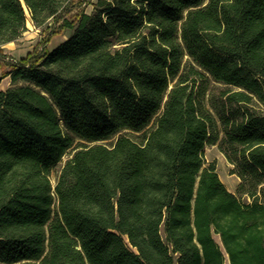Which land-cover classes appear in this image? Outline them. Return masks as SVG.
Listing matches in <instances>:
<instances>
[{
  "label": "trees",
  "instance_id": "16d2710c",
  "mask_svg": "<svg viewBox=\"0 0 264 264\" xmlns=\"http://www.w3.org/2000/svg\"><path fill=\"white\" fill-rule=\"evenodd\" d=\"M70 1L0 0V64L70 30L5 72L0 264H264V0Z\"/></svg>",
  "mask_w": 264,
  "mask_h": 264
},
{
  "label": "rangeland",
  "instance_id": "374dc122",
  "mask_svg": "<svg viewBox=\"0 0 264 264\" xmlns=\"http://www.w3.org/2000/svg\"><path fill=\"white\" fill-rule=\"evenodd\" d=\"M70 2H72V4L71 6H69V11L66 12L64 16L70 17L72 19L75 18V16L80 11L91 13L95 0H71ZM62 22V18H59L58 20L51 18L44 26L36 27L28 18L26 22V30L22 33V35L16 41H11L9 43L3 44L6 58L4 63L0 64L1 89L6 88L8 85H10L9 77L8 75H5V72L9 68V62L22 58L16 56L32 52L35 48L42 50L46 47H53L66 38V36L70 33V30L63 28L61 26ZM12 51H14V53H12ZM212 85L214 87L222 86L220 84L215 83ZM129 134H131L133 138L138 139L139 133ZM67 158L68 156H65L61 163H63ZM205 158L207 162H215L220 179L229 190L235 192L239 183V177L236 174L231 173V164L216 144L206 146ZM58 171L59 167L52 172V181L55 180ZM243 198L245 199V197ZM216 239L218 240L217 237ZM225 261L226 264H229L227 259H225Z\"/></svg>",
  "mask_w": 264,
  "mask_h": 264
},
{
  "label": "crops",
  "instance_id": "0c3cea01",
  "mask_svg": "<svg viewBox=\"0 0 264 264\" xmlns=\"http://www.w3.org/2000/svg\"><path fill=\"white\" fill-rule=\"evenodd\" d=\"M8 43H9V42H8ZM12 53H14V51H12ZM25 54H26V53H24V54H20L19 56H16V57H23ZM8 77H9V80H10V76H9V75H8ZM8 86H9V85H8ZM8 86H7V87H8ZM7 87H6V88H7ZM6 88H3V89L0 88V90H4V89H6Z\"/></svg>",
  "mask_w": 264,
  "mask_h": 264
},
{
  "label": "bare ground",
  "instance_id": "6f19581e",
  "mask_svg": "<svg viewBox=\"0 0 264 264\" xmlns=\"http://www.w3.org/2000/svg\"><path fill=\"white\" fill-rule=\"evenodd\" d=\"M225 264H226V261H225Z\"/></svg>",
  "mask_w": 264,
  "mask_h": 264
}]
</instances>
